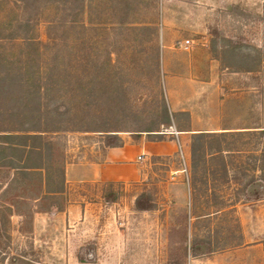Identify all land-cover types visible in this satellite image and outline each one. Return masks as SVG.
Wrapping results in <instances>:
<instances>
[{"label": "rangeland", "instance_id": "1", "mask_svg": "<svg viewBox=\"0 0 264 264\" xmlns=\"http://www.w3.org/2000/svg\"><path fill=\"white\" fill-rule=\"evenodd\" d=\"M80 6L44 0L30 14L18 0H0V74L19 77L22 92L49 81L52 101L69 109L64 124L96 131L46 136L54 156L43 182H53V189L55 167L104 152L105 134L123 144L173 140V151L145 157L137 182L64 188L57 196L62 209L83 199L97 204L92 217L104 216V223L94 221L69 236L34 229V215L48 200L25 207L16 197L25 189L2 195L9 179L0 174V264H199L210 253L241 248L244 208H250V227L264 220V138L257 133L264 129V0H83ZM185 40L187 51L178 45ZM207 58L218 72L207 82L214 94L206 97L201 72ZM27 102L32 107L33 99ZM11 103L0 96V111ZM183 106L188 111H179ZM191 108L197 124L243 129L224 138L222 148L231 151L226 175L214 161L215 176L206 183L201 167L190 168V136L177 141L174 131L188 128ZM21 120L0 118V125L17 127ZM144 130L151 132H138ZM250 179L255 181L248 184ZM30 186L33 194L44 188L36 178ZM141 195L151 210H135ZM259 232L246 246L262 247L236 253L233 261L264 264Z\"/></svg>", "mask_w": 264, "mask_h": 264}, {"label": "trees", "instance_id": "2", "mask_svg": "<svg viewBox=\"0 0 264 264\" xmlns=\"http://www.w3.org/2000/svg\"><path fill=\"white\" fill-rule=\"evenodd\" d=\"M22 3L25 9L29 8V13L32 14L34 8L40 5L44 0H18ZM54 1V0H46ZM63 1V0H57ZM66 2L72 1L73 4H79L82 7L83 0H65ZM261 22L263 25V46H264V13L261 16ZM30 20L26 18L23 22V26L26 28V34L24 38L29 42L28 36V24ZM19 77L10 76L8 74H0V96L3 98H9L15 103L8 105V109L0 111V118L4 119H18L22 120L17 127H4L0 125V174L7 180L2 190V195H7L10 191H18L25 189L24 192L17 195L19 199H23L24 206L28 207L29 203H37L39 201L48 200L47 206L44 211L50 210L60 211L61 205L57 199L59 194L64 191V167H55L57 173L56 186L50 189L51 181L43 182V175H47V172L51 169L50 164L53 161L54 147L53 142L50 139L45 138L48 135L57 136L65 132H84L91 133L96 131L73 130L68 128V124H64L62 116H68L69 109L65 108L61 110V106L52 101L51 98V85L41 88V85L36 86L37 95L35 91L25 90L22 92L24 85ZM21 91V93L19 92ZM13 92H18L16 100L14 99ZM34 93V94H33ZM13 95V96H12ZM45 96V97H44ZM29 99H33L32 107L28 106ZM42 99L44 102H41ZM163 114L168 116L167 109L163 108ZM100 132V131H99ZM108 132V131H106ZM139 133H149L151 130L138 131ZM258 135L264 138V129L257 131ZM149 136H159L155 134ZM227 134H209V133H197L190 136L189 152H190V168L195 171L201 167V174L204 179V183L208 178L215 176V170L212 169L213 162L219 163L224 176L227 172V164L225 162V155L231 153L228 149H223L222 144ZM103 145L105 149L118 148L123 146V141L116 134H105ZM225 153V154H224ZM16 155V161L13 160ZM21 163V164H20ZM211 166V167H210ZM3 169V170H2ZM23 170V171H22ZM3 171V172H1ZM8 171H13L10 174ZM37 179L39 186L44 185V191L41 189L39 193L33 194L29 189L32 188L31 183L34 179ZM255 179H250L248 184L254 182ZM28 183V184H27ZM247 184V185H248ZM26 185V186H25ZM257 200V194L254 196ZM12 207H15L13 205ZM134 208L136 211H149L152 207L149 204V199L146 196L141 195L135 200ZM29 264V263H27Z\"/></svg>", "mask_w": 264, "mask_h": 264}, {"label": "crops", "instance_id": "3", "mask_svg": "<svg viewBox=\"0 0 264 264\" xmlns=\"http://www.w3.org/2000/svg\"><path fill=\"white\" fill-rule=\"evenodd\" d=\"M196 63L199 64L197 61ZM217 69L218 67L214 60H210V58L204 60L201 76L206 79V85L202 90V93H204L206 97L214 94L213 91L209 92L208 88L209 86L212 87L213 84H209L207 82H212L211 80L215 78L218 72ZM195 93L198 94L197 91ZM172 95L176 97L178 94L174 92ZM184 106L179 108V111H188V109L184 108ZM194 111L195 110L193 108L189 111L191 123L188 128L174 129L177 141L178 137L183 134L191 136L197 133L230 134L243 131L241 128L220 127L218 121L216 123L215 121H202L197 124L193 120L195 115ZM174 143L175 142L173 140L167 143L142 140L139 142L124 143L122 147L106 149L102 153L95 152L94 154H82L76 161L65 164L64 188H70L82 184L95 185L116 182H137L141 178L139 167L141 162L146 159L145 157L149 155L161 156L163 154H167L168 150L173 151V147L171 145H174ZM139 157H141L140 160L138 159ZM95 205L97 206V204L84 202L82 199L80 201L68 203L60 211L51 213L44 211L36 213L33 220L34 229L40 231L41 229L45 230L48 228H54L55 231L59 232V235L63 232V235L67 233V236H69L70 233L75 234L83 228H88L89 223L94 224V221H99V224L104 223V216H91L90 213L92 211V207ZM99 207L102 209V206L99 205ZM249 211L250 208L245 207L243 211L244 214L242 217L240 216L241 224L244 225L242 230V239L245 241L241 248L234 250V252L219 251L210 253L209 255L201 258L198 262L199 264H234L236 262L233 261L232 258L235 255L239 257V254L242 256L247 253L248 249L262 247V243H258L252 247L246 246L252 242L249 241V238L254 237L253 233L255 231H261L258 233L259 237L261 235L264 236V227L255 230H253L254 227L252 228V226L256 225V223H261L264 226L263 218H260V220L257 219V222L253 223L250 227V222L252 223L253 220L248 218ZM259 217L261 216H257V218ZM89 231H87L88 234ZM90 232H93V229ZM236 253H238V255ZM262 255L264 256V253ZM244 264H248L247 261Z\"/></svg>", "mask_w": 264, "mask_h": 264}, {"label": "built area", "instance_id": "4", "mask_svg": "<svg viewBox=\"0 0 264 264\" xmlns=\"http://www.w3.org/2000/svg\"><path fill=\"white\" fill-rule=\"evenodd\" d=\"M189 44H190V42H189L188 40H185V41H183V42L178 43L179 47H180L182 50H184V51H187V50H188V48H189ZM138 159L140 160L141 157H139Z\"/></svg>", "mask_w": 264, "mask_h": 264}]
</instances>
